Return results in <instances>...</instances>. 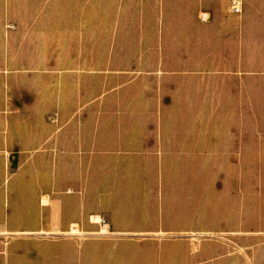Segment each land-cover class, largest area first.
Masks as SVG:
<instances>
[{
	"label": "crops",
	"instance_id": "1",
	"mask_svg": "<svg viewBox=\"0 0 264 264\" xmlns=\"http://www.w3.org/2000/svg\"><path fill=\"white\" fill-rule=\"evenodd\" d=\"M166 1L0 3V264H32V254L42 253L32 246L39 243L31 235L57 236L76 226L88 232L98 230L95 216H100L115 235L159 237L231 231L238 229L240 220L248 218L255 186L253 181H240L237 174L232 175L238 172L237 167H227L223 171L227 175L215 176V182L210 184L203 178L210 172L208 167L192 166L186 159L183 164H169V159L160 165H122L108 163L106 158L249 155L239 151L249 149V145L240 143L249 141L248 134L255 133L253 85H220L213 101L207 100L205 85L190 91L185 86L177 90L168 86L150 93L136 92L134 101L138 108H143L144 102H152L146 107L198 109L197 122L191 118V128L184 133L175 134L162 127L159 134L143 138L138 133L140 128L127 127L121 137L97 140L93 132L85 139L71 129H66L71 131L69 135L64 133V109L85 108L93 116L96 104L92 88L82 99L80 93L64 86V77L212 75L201 67H162L164 61L175 59L163 52L159 41L163 30L172 27L157 19L152 21L151 6L154 3L158 8ZM193 1L197 9L204 10L199 13V21L182 27L184 43L189 48L179 60H202L191 57L194 49L190 47L202 46L208 29L217 31L215 38L219 42L230 38L239 44L238 36L234 37L239 28L222 20L219 13L227 9L228 16L234 15L229 11L230 0ZM202 12L209 14L207 21L201 19ZM241 29L247 43L254 27L246 22ZM240 52L246 53L247 49L235 51L237 55ZM216 60H222V56ZM232 60L241 61L239 55ZM148 61L154 65L144 67L143 62ZM214 71V75L223 77L240 76L249 70L236 64ZM107 98L104 95L103 104L108 103ZM208 108H214V129L208 128ZM91 118L93 122L94 117ZM74 120L77 119L72 117L71 123ZM75 156L86 157V164L63 165V157ZM96 156L103 157L98 166ZM32 157L58 158L54 178L49 175L50 167L32 166ZM212 191L225 203L216 214L208 206L207 196ZM259 195L264 200V187ZM240 204L246 208L240 209ZM261 219L264 220V211ZM59 254L57 250L51 252L53 256Z\"/></svg>",
	"mask_w": 264,
	"mask_h": 264
},
{
	"label": "rangeland",
	"instance_id": "2",
	"mask_svg": "<svg viewBox=\"0 0 264 264\" xmlns=\"http://www.w3.org/2000/svg\"><path fill=\"white\" fill-rule=\"evenodd\" d=\"M5 3V0H0ZM204 9H197L193 0H167L159 4L157 8L154 3L151 6V20L166 22L172 28L163 30L160 35V43L163 52L174 60L164 61L163 68L189 69L206 68L212 75L206 77L183 76V77H156V76H94V77H64V86L73 88L80 93L82 99L86 98L87 90L93 89L95 94L94 114L90 110L64 109V133L71 131L77 136L86 138L93 132L97 140L102 137L116 138L124 134L127 127L140 128L138 133L143 138H151L159 134V129L164 127L171 132L184 133L191 128V118L198 120V109L189 108H152L146 105H153L152 102H144L143 108L136 107L134 97L136 92L143 94L157 91L159 88L165 90L168 86H174L175 90L185 86L187 91L197 86L205 85L207 88V100L213 101L218 86H232L248 84L255 87L253 93L254 110V134H248L249 141L241 144L249 145V149L240 150L235 157H207V158H162V157H108V163L132 164L143 163L150 165L183 164L185 159L190 161L192 166L206 165L210 171L204 174V181L213 184L215 176H225L227 167L238 172L240 181H253L255 186L254 203L249 210L246 220H240L238 229L231 231H218L205 235H183V236H152V235H115L110 231L107 223L102 221L100 216L93 218L99 225L98 230L84 231L79 226L74 227L69 233L53 236L48 234H34L31 239L32 246L38 248V252L30 257L32 264L40 261L51 263L61 261L63 264H264V220L261 219L264 211V200L259 197L264 187V0H244V11L240 15H227V9L219 10L222 20L230 21L235 30L236 39H224L222 42L216 40V30H207V40L202 46H191V57H200L201 61H182L186 56V46L183 37V26L199 21V13ZM213 20V16L212 19ZM249 22L254 27L252 38L246 43L242 37V26ZM162 32V31H160ZM173 34V35H171ZM161 38H163L161 40ZM75 39V38H74ZM242 41V43H241ZM247 49L246 53H239L237 61L232 60L238 56L235 51ZM200 49V51H198ZM222 56V60L216 57ZM144 67H152L154 62H143ZM242 67L249 71H243L240 76H216L213 73L218 67ZM246 72V73H244ZM148 95L150 96V94ZM189 94V93H188ZM106 95L107 102L103 104V97ZM140 96V95H139ZM214 108L207 109V124L209 129L216 127L214 119ZM53 115L51 117L53 118ZM75 118L73 123L70 119ZM94 120L92 122V118ZM71 129V131H66ZM241 130V126H240ZM242 137V134H238ZM251 138L253 140H251ZM251 146L253 147L252 149ZM244 148H247L246 146ZM54 157H32V166L38 169L46 165L50 167L54 178ZM87 158L82 156L63 157L62 163L65 166H78L86 164ZM103 163L102 156L95 157L96 166ZM191 166V165H190ZM223 167V168H222ZM179 170V169H176ZM180 173H174L177 176ZM208 206L216 214L220 207L225 206L221 197L214 191L207 196ZM242 201V200H240ZM222 206V207H223ZM246 205L240 204V209ZM218 224L219 222L216 221ZM222 225V224H221ZM223 227L219 226L218 228ZM57 250L61 255L53 256L51 252ZM45 252L47 253L44 257Z\"/></svg>",
	"mask_w": 264,
	"mask_h": 264
},
{
	"label": "built area",
	"instance_id": "3",
	"mask_svg": "<svg viewBox=\"0 0 264 264\" xmlns=\"http://www.w3.org/2000/svg\"><path fill=\"white\" fill-rule=\"evenodd\" d=\"M244 10V0H230L229 11L234 15H240ZM201 19L207 21L210 16L206 12L201 13Z\"/></svg>",
	"mask_w": 264,
	"mask_h": 264
}]
</instances>
